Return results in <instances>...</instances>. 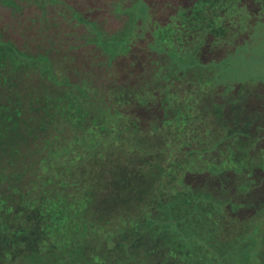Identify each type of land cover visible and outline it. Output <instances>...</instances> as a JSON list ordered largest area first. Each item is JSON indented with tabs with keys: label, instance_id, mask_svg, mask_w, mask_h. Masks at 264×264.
Listing matches in <instances>:
<instances>
[{
	"label": "trees",
	"instance_id": "trees-1",
	"mask_svg": "<svg viewBox=\"0 0 264 264\" xmlns=\"http://www.w3.org/2000/svg\"><path fill=\"white\" fill-rule=\"evenodd\" d=\"M43 1L0 0V264H155L138 241L147 227L126 231L165 221L175 194L201 209L192 217L227 202L244 223L264 184V119L215 61L240 51L242 6L261 0H161L150 11L104 0L118 26L71 15L74 34L93 33L69 45L46 40L38 17L72 0ZM165 237L155 251H171Z\"/></svg>",
	"mask_w": 264,
	"mask_h": 264
},
{
	"label": "rangeland",
	"instance_id": "rangeland-1",
	"mask_svg": "<svg viewBox=\"0 0 264 264\" xmlns=\"http://www.w3.org/2000/svg\"><path fill=\"white\" fill-rule=\"evenodd\" d=\"M143 1L144 3L142 2L141 5L144 7L143 10L147 9L146 11H150L149 7H152V5L157 6V9L161 5V0ZM242 1L244 0H232L230 5L233 6L236 3L241 5ZM60 3V6H56L55 3L51 5V11L43 10L38 17L41 21V28H39L44 31L45 39H48L54 45H59V43L61 45H69L73 37L76 38L75 34L87 35L88 32L89 34L93 33L92 27L85 25L86 29L74 34V31H72L74 30L73 25L70 24L71 15H75V17L82 15L85 18L94 19L101 26L103 25L111 30L115 29L119 24L118 18H115L112 14L116 11L104 8V0H72L73 5H69L67 2ZM251 3L252 1H250L252 9H246L247 6L245 4L242 6L243 11H246L243 14L242 31L247 39L243 45L238 47L240 51L236 50L233 52L231 50L233 53L230 52L227 58L225 57L218 63L215 61V64L217 72L221 76L224 75L229 82L232 79H239L242 82L243 95L248 97V107L260 111L262 119H264V92H262L264 91V0L254 4ZM250 10H258V14H249ZM29 12L33 13L32 16H34L39 10L30 8ZM26 19L28 20L23 21L22 24L29 21L30 17ZM159 19L164 20V17ZM51 20L53 27L50 33L48 31L51 25H45V23H50ZM18 21L19 19L15 21L17 23L15 26L21 27V23H18ZM224 23V26H228L224 27V29H228L230 32H233V29L238 24L234 14L228 16ZM253 24L255 26H252ZM236 28L240 29L239 27ZM201 34L202 36L206 35L204 29ZM230 37V46L233 47V36ZM15 40L19 41L18 39ZM96 41H98L97 38ZM204 46V48H207L208 43L206 42ZM65 52L67 53V49ZM258 91L260 95V97H257L258 101H250L249 98L252 95L249 94L258 93ZM262 125L264 126V122H262ZM248 131L252 132L250 128ZM262 140L264 142L263 135ZM251 196H254L252 204L245 206L240 215V219H245V222L241 221L239 223L236 221L234 208L227 202L220 204V207L217 206L218 211H214L216 217L211 218L207 214L192 217L195 211L196 214L202 213L201 209L197 207L196 203L190 202L188 204L189 202L186 198L175 194L173 199L171 198L173 203L168 205L167 211L166 208L164 209L166 215H168L165 221H163L165 215L153 216L149 219V222L131 224L126 234L131 238L139 234L141 228L147 227L144 239H139V237L138 241H143L140 244L142 247L148 246L150 250H147L152 253V258L150 259L154 260L155 264L159 263L163 256L164 258L159 264H256L258 231L264 226V184L260 182ZM218 214H220L221 218ZM171 215H175L176 218L174 217L175 219L172 218L170 220L169 217ZM163 234L166 236V242L169 243L171 251L163 249V251L157 252L155 247L159 242L164 241L162 240ZM146 239H151V241L156 239V245L153 246L152 242H148ZM181 255L185 256V260L181 259ZM136 259L137 257L135 261H137Z\"/></svg>",
	"mask_w": 264,
	"mask_h": 264
}]
</instances>
